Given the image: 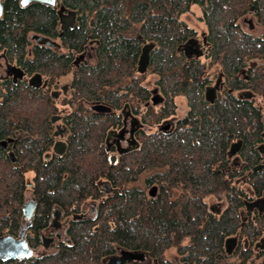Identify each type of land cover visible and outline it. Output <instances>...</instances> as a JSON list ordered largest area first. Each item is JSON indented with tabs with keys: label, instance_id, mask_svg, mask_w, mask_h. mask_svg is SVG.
I'll return each mask as SVG.
<instances>
[{
	"label": "trees",
	"instance_id": "obj_1",
	"mask_svg": "<svg viewBox=\"0 0 264 264\" xmlns=\"http://www.w3.org/2000/svg\"><path fill=\"white\" fill-rule=\"evenodd\" d=\"M76 14V22L59 36L55 8L42 3L22 6L20 0H4L0 17V49L17 59L28 73L37 72L51 83L69 76L70 93L65 103L88 100L120 109L128 102L151 125L174 113L175 98L185 95L188 114L171 131L155 128L139 134V147L120 155L111 165L102 142L107 129L119 120L116 114H87L73 109L64 120L71 135L62 155L44 161L53 137L49 115L57 101L49 86H33L25 79L0 78V140L21 126L28 134L15 149L11 162L0 147V235L17 234L25 174L35 170L37 211L34 231L43 225L55 203L71 207L90 196L99 197L101 178L116 189L100 204L95 223L74 224L73 245L62 244L56 254L42 258L12 260L0 264H102L101 258L116 245L144 248L157 264H170L165 253L178 245L191 263L216 264L227 259L224 237L240 227L243 198L264 192V162L257 146L264 143V76L262 67L249 69V79L238 75L252 59L264 58V38L247 31L241 17L250 12L264 24V0H59ZM200 11L206 26L208 61L187 59L179 47L196 35L182 17ZM135 32L137 34L135 35ZM38 33L59 41L52 49L31 41ZM89 41L96 44V65L73 66L76 53ZM152 44L145 73L138 60L145 44ZM32 47L28 55L27 47ZM221 68L225 82L235 89L251 88L261 100L238 97L225 87L215 102L204 98L212 67ZM248 73V72H247ZM148 74L164 97L160 105L150 102ZM55 84V83H54ZM258 103L260 105H258ZM240 142L236 152L245 163H230V144ZM141 172L147 182L160 186L148 197L130 186ZM245 182H237V177ZM247 186V187H246ZM224 196L227 208L212 218L207 198ZM244 233L264 234V212L242 227ZM35 237H33L34 239ZM34 242V241H33ZM32 242V243H33ZM250 247L247 254L252 252ZM182 247V248H181Z\"/></svg>",
	"mask_w": 264,
	"mask_h": 264
},
{
	"label": "flooded vegetation",
	"instance_id": "obj_2",
	"mask_svg": "<svg viewBox=\"0 0 264 264\" xmlns=\"http://www.w3.org/2000/svg\"><path fill=\"white\" fill-rule=\"evenodd\" d=\"M58 1L59 0H56L55 5H47L52 6L56 10L59 24L58 26L59 29H61L58 35L61 36L64 30H66L68 27H72L75 24L76 14L74 23L72 25H67L65 29H62L60 11L61 9H63V16H67L69 15L70 9H68L61 3H58ZM1 4L2 13L0 17H2L4 13V0H1ZM20 4L22 6H27L32 3L23 5L20 0ZM255 11L256 8H251V10L247 14L243 15L241 17V24L243 25V23L248 22L249 29H253L255 26H259V28L262 29L263 32L257 34L255 33V35L264 38V24L259 22L254 14L250 13H254ZM253 19H255V21ZM195 30L196 35L187 39L178 49L179 51L183 52L187 59L200 60L201 62L206 60L208 61V46L205 37L206 31L199 32L197 28H195ZM51 39L56 42L55 45L43 46H47L55 50L62 49V46L57 39ZM31 41L35 42L34 39H31ZM32 47L33 46L27 47L29 56L32 55ZM89 47H91L93 51H89ZM95 48L96 44H94V42L92 41H89V43L83 47L81 52L74 55L72 61L73 66L78 68L81 65H96ZM5 50L6 49H0L1 79H10L12 82H16L20 79H25L29 84L33 86H49L51 89L52 97L55 101H57V110L49 115L51 123V136L53 137V141L49 150L44 152L45 162L46 160L51 159L52 154L62 155L67 150L71 130L69 125L64 120L63 116L69 115L73 111V109L76 110L79 107H82L86 110V112H88L87 114H90V116L93 117L110 113L119 116V120L115 124L111 125L109 129H107L104 135V141L102 142L104 151L107 154V159L111 165L117 164L120 161L121 154H125L139 147L140 143L138 137L140 133L151 132L155 128L161 129L165 132L171 131L176 127L177 122L183 119L189 112L190 107L185 95L177 96L175 98L176 108L174 110V113L164 117L159 123L155 124L154 126L151 125L150 122L144 121L140 113L133 109L132 105L128 102L124 103L120 109H114L113 106L105 102H93L88 100L65 103L64 100H66L65 98L68 97L70 93L69 76H61L54 81L55 84L51 83L47 78L43 77L37 72H26V70L20 65L19 61L17 59H11ZM93 56L95 60L91 61L93 59ZM258 66L262 67L261 71L262 75L264 76V58H256L250 60L248 63V67L241 68L238 72V75L247 80L249 79V69H253L254 67ZM216 69L218 70L214 72L212 71L210 77L211 81L204 88L205 100L209 101L210 103L215 102L216 98L218 97V93L221 90H224L225 87L227 88L229 93H231L232 90H235L237 96L241 98L247 97L256 102L262 99L251 88L235 89L231 85L227 84V82H225V76L221 68L217 66ZM20 72L22 73L21 75ZM209 88H213V90H209L207 92ZM156 93H158L157 88H150V102H152L154 106L160 105L164 100V97L161 96L160 93ZM156 96H158V99L160 100L157 103H154L153 97ZM178 97H182V99L185 100L186 110L181 113V116L176 117V114L178 112ZM102 104L110 107V110L94 108V106ZM258 105L260 104L258 103ZM26 133L27 132L21 126H19L14 130L13 135L8 134L5 139L0 140V147L7 149V155L11 162H16L17 155L15 149L18 147V144L22 142V140L28 137V134ZM239 149L240 142H234L230 144V163L236 164L240 167L245 163L239 157V155L236 154ZM257 149L263 156L262 163H259L256 166L259 167L263 165L264 162V143L259 144L257 146ZM35 173V170H29L25 174L26 188L24 192V198L21 203V218L18 224L17 234L14 235L12 233H6L18 237L21 232H24L26 241L32 249V255L25 258L0 260V263L9 262L16 259L24 260L28 258H42L47 255L56 254L62 244L72 246L73 238L71 235V231L73 225L80 223H95L94 220L99 216L100 204H104L105 202H107L109 196H112L113 192L116 189L111 185V182L108 178H101V180L99 181V186L103 189V194L101 196L97 198L94 196H90L88 199L81 202L78 206L74 205L71 207H67L62 206L60 203H55L51 207L46 221L43 222V225H41L40 227L38 226L36 231H34V220L37 211V197L34 190V179L36 177ZM149 175L150 173L148 172H141L135 182L130 186H137L142 191H145L148 197L153 198L157 196L160 186L157 182L148 183L146 178ZM235 181L236 183L240 181L245 182V178L244 176L237 177ZM215 198L218 200V202L221 203V207H216L209 203L211 199ZM30 201L33 202L32 212L29 216H26L24 206ZM241 203L242 205L239 208V217L241 220L240 227L236 229L235 232L227 234L223 239V248L227 259H224L222 261L220 260L216 264H264V234H257L252 236L251 234L244 233L242 228L248 223L249 218L255 219L257 215L264 212V192L261 195H255L250 190L249 198H243ZM207 207L209 212L211 213V216H208L207 219H219L227 208V201L225 200L224 196H210L207 198ZM33 237L35 238L33 239ZM250 244L252 245V252L250 254H247L246 250L250 247ZM179 246L181 245H178L174 249H169L165 253V259H168L170 264H196L195 262L191 263L187 258L180 254V250L178 249L180 248ZM122 250L131 251L135 254L132 259L124 262L123 264H157L159 261L158 257H153L150 252L144 248H128L116 245L115 249L112 252L106 253L102 256V264H109L111 256H121Z\"/></svg>",
	"mask_w": 264,
	"mask_h": 264
},
{
	"label": "water",
	"instance_id": "obj_3",
	"mask_svg": "<svg viewBox=\"0 0 264 264\" xmlns=\"http://www.w3.org/2000/svg\"><path fill=\"white\" fill-rule=\"evenodd\" d=\"M43 3V4H51L55 5L56 0H21V3L23 5H27L30 3ZM2 11V4L0 0V15ZM63 9H61V23H62V29H65L67 25H72L75 21V12L72 10H69V15L63 16ZM31 39H34L36 43L44 44V45H55L56 42L53 41L51 38L44 36L42 34H36L33 33L31 35ZM152 48V44L148 43L145 44L142 47V52L140 54L139 60H138V70L140 73L146 72L149 64V52ZM22 73L20 72V75ZM36 77V76H35ZM38 78V76H37ZM209 90H213V88H209ZM160 99H158V96L153 97V102L157 103ZM95 109H106L110 110V107H107L106 105H96L94 106ZM33 208V202L30 201L24 206L25 215L29 216L32 212ZM32 255V249L28 245L26 241V237L24 232H21L20 235L13 236L12 234H6V235H0V260H7V259H15V258H25ZM135 256V254L131 251L122 250L120 257H111L109 260V264H123L124 262L132 259Z\"/></svg>",
	"mask_w": 264,
	"mask_h": 264
},
{
	"label": "rangeland",
	"instance_id": "obj_4",
	"mask_svg": "<svg viewBox=\"0 0 264 264\" xmlns=\"http://www.w3.org/2000/svg\"><path fill=\"white\" fill-rule=\"evenodd\" d=\"M193 9V12H186L185 14H183V18L187 21V23L195 28L198 29V31H206V26L204 24V22L200 19V11L197 7L193 6L192 7ZM249 17V16H248ZM255 21V19H253ZM253 21V22H254ZM243 27L247 30V31H250L252 33H262L263 30L259 28V26H255L253 29H249L248 28V22L246 23H243ZM137 34V32H135V35ZM89 51H93V49L91 47H89ZM94 56H93V59L91 61H94ZM217 66H214L212 71H217L218 69H216ZM155 79V76H153V74H148L147 75V78H146V84L148 87H150L151 89L154 88L153 86V81ZM157 94V93H156ZM177 114H176V117H179L181 116V113H183L185 110H186V103H185V100L182 99V97H178L177 98ZM209 203L211 205H214L216 207H221V203L218 202V200L215 198V199H211L209 201Z\"/></svg>",
	"mask_w": 264,
	"mask_h": 264
},
{
	"label": "bare ground",
	"instance_id": "obj_5",
	"mask_svg": "<svg viewBox=\"0 0 264 264\" xmlns=\"http://www.w3.org/2000/svg\"><path fill=\"white\" fill-rule=\"evenodd\" d=\"M114 256V255H113ZM112 257V256H111ZM120 257V256H119Z\"/></svg>",
	"mask_w": 264,
	"mask_h": 264
}]
</instances>
